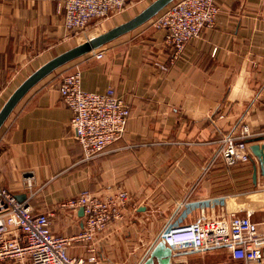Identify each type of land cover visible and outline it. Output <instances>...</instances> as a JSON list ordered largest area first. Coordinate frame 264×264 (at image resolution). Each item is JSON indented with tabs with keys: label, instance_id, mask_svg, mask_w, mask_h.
Wrapping results in <instances>:
<instances>
[{
	"label": "crops",
	"instance_id": "0c3cea01",
	"mask_svg": "<svg viewBox=\"0 0 264 264\" xmlns=\"http://www.w3.org/2000/svg\"><path fill=\"white\" fill-rule=\"evenodd\" d=\"M63 1L0 0V106L29 73L75 45V35L63 25ZM141 1L128 0L101 22L115 26L128 20L143 8L124 14ZM217 2L214 25L191 39L167 69L158 66L171 54L165 32L151 26L162 8L46 75L1 126L0 186L24 195L34 212L48 213L54 233L83 227L79 207L60 206L79 192L106 195L120 187L129 193L120 217L91 243L71 244L70 256H95L85 264H141L167 227L220 218L231 205L252 209L251 218L264 233V194H259L264 181L257 176L253 184L249 163V179L240 187L245 177L238 176L237 164L226 166L215 156L219 138L241 123L253 136L264 134V0ZM74 70L80 71L83 89L112 87L130 108L124 134L90 160L83 158L69 125L71 110L58 91L61 77ZM234 193L240 196L233 204L223 200ZM175 254L173 264L230 259L226 248H183ZM0 264L21 263L0 258Z\"/></svg>",
	"mask_w": 264,
	"mask_h": 264
},
{
	"label": "built area",
	"instance_id": "2783aa9c",
	"mask_svg": "<svg viewBox=\"0 0 264 264\" xmlns=\"http://www.w3.org/2000/svg\"><path fill=\"white\" fill-rule=\"evenodd\" d=\"M128 0H64L63 25L74 35L82 32L98 18L121 11ZM217 0H173L151 19V26L165 32V44L171 54L166 62L158 64L165 70L184 51L186 44L214 25L219 13ZM58 91L63 103L71 110L70 128L83 150V158L90 160L103 154L108 145L120 138L130 115L128 104L112 87L89 91L81 87L79 70L61 77ZM221 118L223 114H218ZM253 136L247 124L241 123L223 134L218 142L217 155L226 166L250 163L251 152L244 140ZM30 187V181H27ZM264 194V187L259 189ZM258 192L250 190L252 195ZM240 194L225 195L232 204ZM129 199V193L120 187L106 195L89 191L60 203L64 208H83L84 224L71 234H56L50 227V215L34 212L27 199L19 200L6 187L0 186V258L15 259L21 264H85L94 262L68 254L67 248L75 242L91 243L98 231L112 219L120 217ZM220 218L196 219L189 223L172 225L159 237L172 252L190 248L207 251L226 248L230 259L215 264H264V233L251 218L252 209L244 212L236 205L224 210ZM16 230L17 235L7 236Z\"/></svg>",
	"mask_w": 264,
	"mask_h": 264
},
{
	"label": "water",
	"instance_id": "95a60500",
	"mask_svg": "<svg viewBox=\"0 0 264 264\" xmlns=\"http://www.w3.org/2000/svg\"><path fill=\"white\" fill-rule=\"evenodd\" d=\"M172 1L173 0H152L146 7L128 20L78 42L42 63L12 90L0 106V128L20 99L31 87L46 75L62 65L112 41L120 35L135 29L152 18ZM244 141L248 143L251 152L250 163L252 165V182L256 185L257 176H260L264 181V134L248 137ZM16 197L19 200L25 199V196L22 194ZM79 210L80 213H83L82 207H79ZM175 255L176 254L172 252L171 248L165 243V241L159 237L150 246L141 264H173L172 260Z\"/></svg>",
	"mask_w": 264,
	"mask_h": 264
},
{
	"label": "rangeland",
	"instance_id": "374dc122",
	"mask_svg": "<svg viewBox=\"0 0 264 264\" xmlns=\"http://www.w3.org/2000/svg\"><path fill=\"white\" fill-rule=\"evenodd\" d=\"M152 0H142L140 3H136L133 7H131L129 10V12L125 13V16H130L133 13H136L137 11H139L140 9L144 8L147 4H149ZM111 15V14H110ZM109 16V15H108ZM106 16V17H108ZM106 17L103 18H98L95 19L93 21H91L88 26L80 33H78L77 35H75V39L74 42L75 44L78 42H81L89 37H91L92 35H96L99 34L107 29H109L111 26H113L114 24H108V23H102L101 20L106 19ZM125 19V18H124ZM126 20V19H125ZM98 21V22H95ZM124 21V20H123ZM96 24H95V23ZM96 25V27H95ZM94 28V29H93ZM73 33V32H72ZM217 156V155H216ZM218 159H220V157H218ZM244 164V165H243ZM246 164V165H245ZM249 163H239L237 165H235L234 167L238 169V176L241 177H245V179L240 180V187H243L244 184H246V180L249 179V175H250V166L247 165ZM243 165V166H242ZM245 168V171H243Z\"/></svg>",
	"mask_w": 264,
	"mask_h": 264
}]
</instances>
